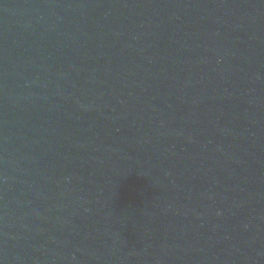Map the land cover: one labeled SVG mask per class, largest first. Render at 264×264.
Here are the masks:
<instances>
[{"label":"water","instance_id":"1","mask_svg":"<svg viewBox=\"0 0 264 264\" xmlns=\"http://www.w3.org/2000/svg\"><path fill=\"white\" fill-rule=\"evenodd\" d=\"M0 264H264V0H0Z\"/></svg>","mask_w":264,"mask_h":264}]
</instances>
